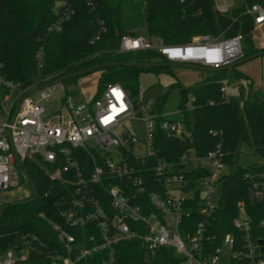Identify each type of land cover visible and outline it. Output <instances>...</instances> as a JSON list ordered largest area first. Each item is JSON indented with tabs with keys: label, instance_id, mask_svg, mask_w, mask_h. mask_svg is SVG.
Wrapping results in <instances>:
<instances>
[{
	"label": "built area",
	"instance_id": "built-area-1",
	"mask_svg": "<svg viewBox=\"0 0 264 264\" xmlns=\"http://www.w3.org/2000/svg\"><path fill=\"white\" fill-rule=\"evenodd\" d=\"M71 1H59L57 16L47 31L61 30L74 13ZM229 1L214 0V9L227 12ZM246 12L253 16L254 25L264 21V4L254 3ZM98 39L99 33L90 42ZM153 39L125 34L120 37L117 50L154 49L169 63L213 68L244 57L240 34L220 38L199 33L184 44H154ZM42 59L43 51L39 48L35 54L38 67ZM0 84L8 90L0 99L3 112L0 192L18 186L24 177L22 163L36 157L54 165L47 171L51 180L72 187L71 196L61 204L65 206L60 211L62 222L50 221L67 252L66 256H56L52 264H76L95 253L101 254L100 264H114V246L132 239H140L151 254L161 246L173 248L181 257L178 264H264L262 245L258 243L264 240V218L255 225L263 234H256L242 202L237 203L238 212L232 220L241 237L227 233L219 244L213 245L215 235L209 233L207 223L219 204L222 177L230 171L218 132L208 131L219 140L203 156L187 149L175 165L157 158L153 147L156 131L161 130L167 137H183L188 131L179 119L168 118L165 112L159 114L155 101L147 100L141 90L131 98L120 84L114 83L108 84L94 100H74L67 95L64 110L43 120V101L53 88H40L35 99L27 92L14 95L13 90L19 85L2 77ZM220 91L223 100L228 101L225 86ZM17 101L19 105L14 113ZM131 119L143 122L144 139L129 134L127 129L121 130ZM134 147L141 153L135 152ZM188 151L197 160L195 165L188 164ZM82 156H87V160ZM201 160L210 166L200 163ZM196 166L203 174L192 183L186 173ZM244 178L255 198L264 205V164L260 169L246 171ZM150 186L156 190L147 191ZM193 212L200 220L190 230L184 220ZM71 228H85L86 232L77 240V234L69 231ZM24 252V249L18 253L8 249L0 253V264H23Z\"/></svg>",
	"mask_w": 264,
	"mask_h": 264
},
{
	"label": "trees",
	"instance_id": "trees-1",
	"mask_svg": "<svg viewBox=\"0 0 264 264\" xmlns=\"http://www.w3.org/2000/svg\"><path fill=\"white\" fill-rule=\"evenodd\" d=\"M59 1L0 0V77L27 88V92L33 83L40 85L103 65L92 70L99 72V78L97 91L89 100L97 98L108 84L114 83L135 98L141 71L171 72V64L154 49L119 52L118 42L125 34L155 37L164 44H184L199 33L221 38L240 34L244 56L264 49L257 48L253 42L254 19L246 12L254 3L264 4V0H240L239 5L225 13L214 9V0H72L73 15L63 23L60 31L49 32L47 27L57 16L55 4ZM98 33L99 39L91 43V38ZM39 48H42L43 59L38 67L35 54ZM112 62L117 64L112 65ZM80 75L62 82L75 83ZM226 76L247 78L234 66L215 70L188 86L174 82L172 85L177 86L179 92L178 119L188 135L167 137L157 130L153 141L157 158L176 165L185 150L192 149L195 155L203 156L218 142L219 138L208 132L210 129L220 134L226 154L224 160L230 171L222 177L219 204L207 223L209 233L215 235L213 245L219 244L227 233L241 237L232 224L238 202L244 204L255 233L263 234L255 225L264 218V205L255 198L244 178L246 171L260 169L263 164L238 163L237 149L247 144L264 159V90L251 85L246 91L239 87L238 96H228V101H224L220 88ZM7 92L0 84V97ZM167 94L165 91L155 101L159 114L165 112ZM82 159L86 161L87 156ZM53 168L54 165L37 157L25 160L22 169L36 196L31 201L13 203L30 198L33 195L30 188L27 197L0 205V208L5 206L0 214V253L8 249L18 253L28 248L23 264H52L56 256L67 255L50 221L62 222L60 211L65 206L61 204L64 198L71 196L72 187L69 183L51 180L47 171ZM201 174L203 170L196 166L186 177L193 183ZM149 190L156 188L150 186ZM199 220V215L193 212L184 223L191 230ZM69 231L77 234L80 240L86 229L71 228ZM113 251L114 264H178L181 261L171 247L161 246L151 254L140 239L119 242ZM100 262L101 254L95 253L76 264Z\"/></svg>",
	"mask_w": 264,
	"mask_h": 264
},
{
	"label": "rangeland",
	"instance_id": "rangeland-1",
	"mask_svg": "<svg viewBox=\"0 0 264 264\" xmlns=\"http://www.w3.org/2000/svg\"><path fill=\"white\" fill-rule=\"evenodd\" d=\"M230 8L239 5L240 0H230ZM60 3L56 2L55 9L59 8ZM253 40L258 39L261 36L259 29H253ZM220 37L221 36H217ZM154 38V44L160 43L159 40ZM156 41V42H155ZM240 66L246 69L247 78L236 79L233 76H226L223 78V83L226 88L227 96H238L239 87L243 88L245 91L251 85L254 89L255 85L262 87L264 90V54L256 58L244 61ZM171 72L163 71H141L138 75L139 90L143 91L144 97L147 100L156 101L157 97L162 95L165 91H168L166 102L164 105V111L167 114L168 118L178 119L177 112V103L179 100L178 87L172 85L174 82L178 81L180 86L191 85L205 76L209 75L213 71L203 70L198 67H185V66H176L171 65ZM243 73V72H242ZM244 74V73H243ZM34 79H37V75H34ZM98 71H91L86 74H82L78 77L75 83L65 84L64 82L54 83L49 85L50 89L53 88V92L46 100L43 101L44 113L41 118L47 120L58 110H64V101L67 95L72 97L74 100H87L91 99L98 87ZM36 83H33L35 85ZM26 90V91H25ZM29 90V89H28ZM27 92V88L16 87L13 90L14 95L19 93ZM39 92L37 91L32 94L33 98L39 97ZM69 92V93H67ZM1 99V97H0ZM0 117H3V112L0 106ZM143 122L137 119H131L125 122V125L121 128L127 129L129 134L135 135L140 140L145 138ZM135 152L141 153L134 147ZM238 163L242 164H251L258 163L264 164V159H262L251 146L247 144H242L237 149ZM187 159L189 165H195L197 160L194 158V155L191 151L187 152ZM200 163L210 166V163L201 160ZM30 194V185L24 177L21 178L18 186L13 187L9 191L0 192V205L4 202H12L16 199H23ZM28 248L22 255L27 254ZM222 262V259H221Z\"/></svg>",
	"mask_w": 264,
	"mask_h": 264
},
{
	"label": "water",
	"instance_id": "water-1",
	"mask_svg": "<svg viewBox=\"0 0 264 264\" xmlns=\"http://www.w3.org/2000/svg\"><path fill=\"white\" fill-rule=\"evenodd\" d=\"M263 54H264V49L259 50V51H257V52H254V53H252V54H250V55L244 56L242 59H240V60H238V61H235V62H232V63L228 64L227 66H224V67H221V68H231V67H234V66L238 65L239 63H242V62H244V61H247V60H250V59L256 58V57L261 56V55H263ZM111 64H112V65H115V64H117V62H112ZM126 64H128V65H132L133 63H126ZM170 64H171V65H176V66L191 67V68H193V67H198V68H200V69H203V70H210V71H215V70L221 69V68H213V67H208V66H197V65H195V64H189V63H170ZM138 65L141 66L142 64H138ZM101 66H103V65H96V66H94V67H91V68H88V69H84V70H81V71H79V72H73V73H70V74L64 75V76H62V77L55 78V79L50 80V81H46V82L42 83L41 85H39V86H37V87H34L33 89H31V90H30L29 92H27L26 94H28V95H29V94H33V93H35L37 90H39L40 88H43V87L49 86V85L54 84V83H59V82L65 80V79H67V78H69V77H71V76L76 75V74H84V73H87V72L92 71V70H94V69H98V68H100ZM18 105H19V101H17V103H16V105H15L14 113L16 112ZM18 164H19V166H21L20 162H18ZM22 171H23V174H24V178L26 179V181H27L28 184L30 185V188H32L33 195H32L30 198H28V199L20 200V201H16V202H13V203L31 201V200L36 196V191L33 190V186H32V184H31V182H30V179H29L28 175L26 174V172H25L24 170H22ZM4 208H5V206H3V207L0 208V214L2 213V211L4 210ZM258 243L262 245L261 250H262L263 253H264V240H262V239H261V240H258Z\"/></svg>",
	"mask_w": 264,
	"mask_h": 264
},
{
	"label": "crops",
	"instance_id": "crops-1",
	"mask_svg": "<svg viewBox=\"0 0 264 264\" xmlns=\"http://www.w3.org/2000/svg\"><path fill=\"white\" fill-rule=\"evenodd\" d=\"M253 29H259V32L261 33V36L258 39L253 40L255 46L257 48H264V21L259 23V24L254 25ZM252 38H253V34H252ZM242 63H239L238 65H236V69H238L239 71L243 72L247 76L246 69L244 67L240 66ZM254 87L262 88V87L257 86V85H255ZM225 91H226V88H225Z\"/></svg>",
	"mask_w": 264,
	"mask_h": 264
}]
</instances>
